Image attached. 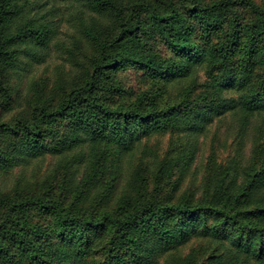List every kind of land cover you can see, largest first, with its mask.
<instances>
[{
	"label": "trees",
	"instance_id": "obj_1",
	"mask_svg": "<svg viewBox=\"0 0 264 264\" xmlns=\"http://www.w3.org/2000/svg\"><path fill=\"white\" fill-rule=\"evenodd\" d=\"M0 264H264V0H0Z\"/></svg>",
	"mask_w": 264,
	"mask_h": 264
},
{
	"label": "rangeland",
	"instance_id": "obj_2",
	"mask_svg": "<svg viewBox=\"0 0 264 264\" xmlns=\"http://www.w3.org/2000/svg\"><path fill=\"white\" fill-rule=\"evenodd\" d=\"M58 6L65 12V15L63 17V24L60 28V43H66L69 44V36L74 30L72 28L73 23L71 21V16L68 14L70 11L68 10V6L64 3L58 4ZM63 57L59 52L56 50V47L53 46L51 50V55L47 58L46 62L41 65H35L36 69L33 72V75L35 74H43L48 77H53L54 71L56 66H59L60 64H63ZM218 125L215 126L212 131L214 135L210 136V139H212L215 135L218 137V140L220 141L219 146H211L208 143H204L201 146L200 153L198 155V160L195 162V164L192 167L191 175L196 181H200L205 173L206 170V164H208V158L213 151L216 150V147L218 148V151L220 153L221 158L225 157L227 154L226 152L231 145L232 140L235 137V130H233V123L232 119L228 117L224 125L218 129ZM218 129V130H217ZM217 140V141H218ZM204 142V138L202 139ZM206 142H209L206 140ZM216 142V141H215ZM152 148H156L158 151V154L162 153V156H164L168 150L169 146V136L159 137L155 140H152L150 143ZM251 151V146L246 148V152L249 154ZM225 155V156H223Z\"/></svg>",
	"mask_w": 264,
	"mask_h": 264
}]
</instances>
